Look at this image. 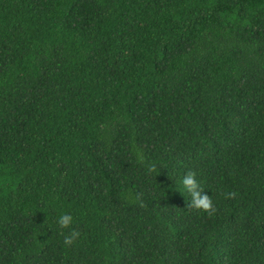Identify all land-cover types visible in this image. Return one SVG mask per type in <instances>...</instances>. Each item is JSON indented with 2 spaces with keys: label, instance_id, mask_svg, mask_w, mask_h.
Instances as JSON below:
<instances>
[{
  "label": "trees",
  "instance_id": "16d2710c",
  "mask_svg": "<svg viewBox=\"0 0 264 264\" xmlns=\"http://www.w3.org/2000/svg\"><path fill=\"white\" fill-rule=\"evenodd\" d=\"M0 264H264V0H0Z\"/></svg>",
  "mask_w": 264,
  "mask_h": 264
},
{
  "label": "clouds",
  "instance_id": "9594fccd",
  "mask_svg": "<svg viewBox=\"0 0 264 264\" xmlns=\"http://www.w3.org/2000/svg\"><path fill=\"white\" fill-rule=\"evenodd\" d=\"M137 158L139 161H143V156L139 153L137 154ZM156 167L157 165L155 163H150L146 170L147 172L151 173L156 170ZM195 175V173H189L188 175L183 176L181 179V184L183 189L186 190L191 196V205L193 207L203 209L209 215H211L213 212H215L212 196L200 188L199 182L196 180ZM73 222V215L67 212H62L57 217V223L62 228H68L73 224ZM79 235L80 233L77 230L72 229L70 235L65 236V245H71Z\"/></svg>",
  "mask_w": 264,
  "mask_h": 264
}]
</instances>
